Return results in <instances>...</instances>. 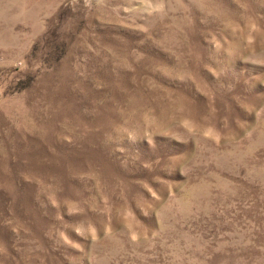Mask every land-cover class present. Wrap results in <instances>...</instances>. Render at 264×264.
<instances>
[{
	"label": "rangeland",
	"instance_id": "1",
	"mask_svg": "<svg viewBox=\"0 0 264 264\" xmlns=\"http://www.w3.org/2000/svg\"><path fill=\"white\" fill-rule=\"evenodd\" d=\"M0 264H264V0H0Z\"/></svg>",
	"mask_w": 264,
	"mask_h": 264
}]
</instances>
